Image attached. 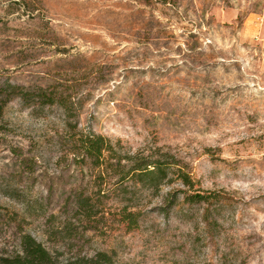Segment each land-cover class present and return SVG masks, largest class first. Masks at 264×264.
Masks as SVG:
<instances>
[{"label":"rangeland","instance_id":"obj_1","mask_svg":"<svg viewBox=\"0 0 264 264\" xmlns=\"http://www.w3.org/2000/svg\"><path fill=\"white\" fill-rule=\"evenodd\" d=\"M23 235L59 264H264V0H0V258Z\"/></svg>","mask_w":264,"mask_h":264},{"label":"trees","instance_id":"obj_2","mask_svg":"<svg viewBox=\"0 0 264 264\" xmlns=\"http://www.w3.org/2000/svg\"><path fill=\"white\" fill-rule=\"evenodd\" d=\"M106 139L101 136H88L83 142L84 154L90 157L94 164L107 163L110 156L106 155L105 152L111 153L110 145H107ZM119 164V163H118ZM174 163H166L159 160H143L135 163L129 170L133 174L132 178L137 183L150 189H158L164 183H167L169 174L176 175L177 179L184 187L192 189L194 183L190 176L182 172L181 169L174 167ZM174 168L175 170L171 171ZM209 195L192 194L185 197L186 202H201L208 203ZM86 199L79 201L82 205ZM128 213L124 216V221L131 222ZM18 254L12 257L0 258V264H59L57 263L52 255L39 243H37L29 235H23L19 243ZM110 263L109 256L106 253H97L94 257H82L72 261H68L62 264H107Z\"/></svg>","mask_w":264,"mask_h":264}]
</instances>
